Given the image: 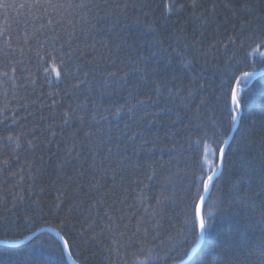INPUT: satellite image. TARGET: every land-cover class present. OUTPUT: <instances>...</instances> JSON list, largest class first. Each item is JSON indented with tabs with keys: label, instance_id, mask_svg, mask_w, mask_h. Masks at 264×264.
I'll list each match as a JSON object with an SVG mask.
<instances>
[{
	"label": "trees",
	"instance_id": "1",
	"mask_svg": "<svg viewBox=\"0 0 264 264\" xmlns=\"http://www.w3.org/2000/svg\"><path fill=\"white\" fill-rule=\"evenodd\" d=\"M52 2L63 23L37 31L32 0H0V264H71L52 231L16 245L41 228L77 264L182 262L218 170L192 141L228 139L234 89L184 264H264V74L243 75L264 70V0Z\"/></svg>",
	"mask_w": 264,
	"mask_h": 264
},
{
	"label": "snow or ice",
	"instance_id": "2",
	"mask_svg": "<svg viewBox=\"0 0 264 264\" xmlns=\"http://www.w3.org/2000/svg\"><path fill=\"white\" fill-rule=\"evenodd\" d=\"M26 5L21 4L20 7L23 8ZM29 8L34 9L37 13H40L39 19L41 20H45L46 19V23L40 24L39 29H37V31H41L44 29H49V30H53L52 26H59L63 23V20H57L55 19L54 16L51 15L50 10L55 11L57 14L60 13V11L65 9V5L62 3H53L52 0H32V3L27 5ZM0 7H4V8H9L12 7V5L10 4H6V3H0ZM68 8H86L87 5L85 4H80V5H73V4H68L67 5ZM166 8H169V5H165ZM182 7V5H181ZM170 10V9H169ZM36 18V17H34ZM3 33H0V35H2ZM33 35H35V33H33ZM71 38V37H70ZM57 39L55 36H53V40ZM25 43H28V40H25ZM231 43H235V40H231ZM259 47H264V40H261L259 42ZM55 50V49H54ZM10 55V53H5L6 58ZM5 76H7V73H4ZM245 77L252 75L251 73H244L243 74ZM60 78V72H57V79ZM236 80L238 82H240V77H236ZM79 82H77V84L73 85V87H78ZM191 95V93H190ZM242 100L243 97L238 95V93L236 92V90H233L231 93V105L232 110L230 112L231 115V119L232 122L234 123L238 117L239 111L242 108ZM202 104H206L207 101L202 100L201 102ZM200 105H197V110H199ZM65 122H67V117H68V113H65ZM15 122V121H14ZM208 130H199L198 134L196 136V139L192 141V144L198 146L201 150L202 155L207 156L209 154H216V151L218 150V154H219V163L216 165L217 168L222 167L223 165V159H224V155H225V144L228 143L227 140H225L223 143H220L218 140V135L216 132V123L215 121H213L211 124L206 126ZM12 138L9 137V140H11ZM32 141H29V145L31 146ZM17 146H19L17 144ZM4 165L7 166L8 165V161L5 160ZM210 171H212V175H209L207 177L206 180L201 181V183L203 184V188L204 191L207 192L209 189V185L211 184V182L214 179V175H215V169H210ZM196 179H199L198 177ZM239 179L241 181H243V174L240 175ZM200 200L203 201L204 197L203 195L200 196ZM159 203V201H158ZM59 206V205H57ZM212 211H214V209H210L209 214H212ZM196 218H197V227L199 229V232L201 235H203V233L207 230V226L209 224V221H207L202 215L201 212L198 208L197 213H196ZM113 225H115V221L112 220L111 218H109V224L107 225V228H112ZM125 227H127L125 225ZM106 229H101V231H105ZM90 230H91V226H90ZM139 230V229H138ZM135 235V234H134ZM94 238V237H93ZM131 239V238H130ZM68 248V244L65 241L64 242V249ZM6 264V262H5Z\"/></svg>",
	"mask_w": 264,
	"mask_h": 264
},
{
	"label": "water",
	"instance_id": "3",
	"mask_svg": "<svg viewBox=\"0 0 264 264\" xmlns=\"http://www.w3.org/2000/svg\"><path fill=\"white\" fill-rule=\"evenodd\" d=\"M262 73H264V71H260V72H252V73H251V74H252L251 76H252V77H259L260 74H262ZM234 90H236V89H234ZM236 126H237V125H236V123L234 122V126H233V128L231 129V131H230V133H229V135H228V141L230 140V138L232 137L233 133L235 132V130H236ZM218 161H219V159H218ZM219 162H220V161H219ZM218 174H219V172H218L217 174L214 175V178H215ZM212 182H213V181H212ZM212 182H211V183H212ZM210 185H211V184H210ZM210 185H209V187H210ZM204 200H205V196H204ZM204 200L201 201V203L198 205V208H199L200 211H201V207H202V205L205 203ZM198 208H197V210H198ZM197 210H196V213H197ZM196 220H197V219H196ZM41 231H50V232L52 231V232L54 233L55 237L60 241V243H61V244L63 245V247H64V242H65V240L60 236V234H59L58 232H56V231H54V230H52V229L50 230V229H48V228H41L39 231H36V232L30 234V236H27V237H25V238L19 240V242H18L16 245L27 243L32 237H34L35 235L40 234ZM199 234H200V232H199ZM203 236H204V234H203V235L200 234V237H199V240H198V242H197V244H196V247H194V248L192 249V251L187 255V257H186L184 260H182V262H180V263H178V264H184L185 262H187V261L192 257V253H193V252L196 250V248L199 246L200 242L202 241ZM0 243H3V242H0ZM64 251H65V254H66L67 261H69L71 264H77L75 261H72L68 249H64Z\"/></svg>",
	"mask_w": 264,
	"mask_h": 264
},
{
	"label": "bare ground",
	"instance_id": "4",
	"mask_svg": "<svg viewBox=\"0 0 264 264\" xmlns=\"http://www.w3.org/2000/svg\"><path fill=\"white\" fill-rule=\"evenodd\" d=\"M260 71H264V70H260ZM260 71H258V72H260ZM262 74H264V73H262ZM260 75H261V74H260ZM238 121H239V116H238L237 119H236V122H235L236 125L238 124ZM237 126H238V125H237ZM237 126H236V127H237ZM231 138H232V137H231ZM231 138H230V140H231ZM230 140L228 141V139H227L228 143L225 144V146H224V147H225V150H226L227 145L229 144ZM218 159H219V155H218ZM218 163H219V161H218ZM217 169H218V170L215 172V174H217L218 172H219V174H220V173H221V170H222L221 167H220V168H217ZM219 174H218V175H219ZM218 175H217V176H218ZM217 176H216V177H217ZM216 177H215V178H216ZM215 178H214V179H215ZM210 186H211V185H210ZM207 196H208V191H207V194L205 195V199L207 198Z\"/></svg>",
	"mask_w": 264,
	"mask_h": 264
},
{
	"label": "rangeland",
	"instance_id": "5",
	"mask_svg": "<svg viewBox=\"0 0 264 264\" xmlns=\"http://www.w3.org/2000/svg\"><path fill=\"white\" fill-rule=\"evenodd\" d=\"M211 167H213V164H212V166Z\"/></svg>",
	"mask_w": 264,
	"mask_h": 264
}]
</instances>
